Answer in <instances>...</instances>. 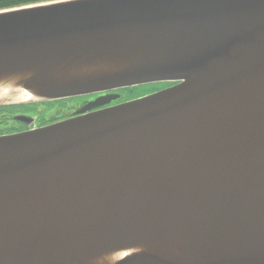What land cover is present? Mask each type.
Returning <instances> with one entry per match:
<instances>
[{
	"label": "water",
	"instance_id": "95a60500",
	"mask_svg": "<svg viewBox=\"0 0 264 264\" xmlns=\"http://www.w3.org/2000/svg\"><path fill=\"white\" fill-rule=\"evenodd\" d=\"M15 74L33 98L0 108L171 86L0 135V264L175 242L186 258L116 264H264V0L1 10L0 77Z\"/></svg>",
	"mask_w": 264,
	"mask_h": 264
},
{
	"label": "bare ground",
	"instance_id": "6f19581e",
	"mask_svg": "<svg viewBox=\"0 0 264 264\" xmlns=\"http://www.w3.org/2000/svg\"><path fill=\"white\" fill-rule=\"evenodd\" d=\"M87 69L84 70L86 72ZM77 73H80L81 70H74ZM83 72V73H84ZM18 74L15 75H5L0 77V100H11V101H25L31 100L33 97L25 92V90L20 85L15 86V82H11V79ZM175 243H165L156 244V245H143L133 248H127L117 251H112L108 253H104L101 255L95 256L90 260L85 261L83 264H116L119 261L125 260L127 258L135 257V256H145L146 258H154L157 261H164L165 259H173L179 258L184 259L188 256V252L177 251L175 249Z\"/></svg>",
	"mask_w": 264,
	"mask_h": 264
},
{
	"label": "rangeland",
	"instance_id": "374dc122",
	"mask_svg": "<svg viewBox=\"0 0 264 264\" xmlns=\"http://www.w3.org/2000/svg\"><path fill=\"white\" fill-rule=\"evenodd\" d=\"M164 86V85H161ZM160 89V87H157L156 85H146V86H140V87H136L133 89H127V90H121L122 93L126 95H129L131 98H140V97H144L150 94H153L155 92H157ZM85 97H81V98H73V99H67V100H63V101H57V102H50V103H44V104H37V107L39 108V111L42 113L41 116H47L48 118H54L60 121V119H64L66 118V115L74 109L75 106H78L77 104V100H81ZM30 106V105H28ZM32 108V107H30ZM30 108H23V107H11L8 108L6 107V109H4V115L5 113H8L10 115L6 116V124H1L0 125V132H4L5 130L8 129H15L17 127V123L16 121H14L12 119V115H19L22 114L24 112H28L30 111ZM35 108V107H34ZM33 109V108H32ZM33 113H35L32 110ZM34 120H36L37 118H39L36 114H29ZM38 120V119H37ZM34 125V124H33ZM4 135V134H1Z\"/></svg>",
	"mask_w": 264,
	"mask_h": 264
},
{
	"label": "flooded vegetation",
	"instance_id": "af4514ba",
	"mask_svg": "<svg viewBox=\"0 0 264 264\" xmlns=\"http://www.w3.org/2000/svg\"><path fill=\"white\" fill-rule=\"evenodd\" d=\"M169 86H171V85H168L165 88H167ZM165 88H162V89H165ZM162 89H159L158 91H160ZM102 97H104L106 99L107 98H114V97H117L118 98L119 97V99L116 100V101H113V102H111V103H109V104H107V105H105L103 107H100V109L108 108V107H112V106H116V105H119L121 103L128 102V101H131V100L135 99V98H131L129 95H126V94L124 96V94L122 93V91H112V92H107V93H102V94L87 96V97H85V98H83L81 100H77L78 101L77 102L78 106H75L74 109L71 110L66 115V118H64V119H68V118L73 117L81 109L85 108L86 106H89V104H91L95 100H97L99 98H102ZM16 107H18V106H16ZM19 107H23V108H25V107H27V108L32 107L33 108V109L30 108V111H28V112L26 111V112H24L22 114H19L21 116H28L29 117V116H31L29 114H36L37 113L38 114L37 116L38 117L40 116V117L37 118L38 120L37 119L34 120V122H33L34 125H32L31 127L26 126L24 123L16 122L17 123V127L14 129V131L12 133H8V134H14V133H19V132H24V131L31 130L33 128H41V127L48 126V125H50L52 123H56V122L59 121V120L54 119V118H48L47 116H41L42 113L39 111V108L37 107V104L36 105H30V106L24 105V106H19ZM32 110H34L35 113H33ZM19 115H12L11 117L14 120V117L19 116ZM30 118H32V117H30ZM41 118L45 119V121L43 123L38 122ZM64 119H62V120H64ZM60 121H61V119H60Z\"/></svg>",
	"mask_w": 264,
	"mask_h": 264
},
{
	"label": "trees",
	"instance_id": "16d2710c",
	"mask_svg": "<svg viewBox=\"0 0 264 264\" xmlns=\"http://www.w3.org/2000/svg\"><path fill=\"white\" fill-rule=\"evenodd\" d=\"M53 1H58V0H0V11L13 9V8H19V7H23V6L53 2ZM156 86L160 87V89H162V88H165L166 86H168V84H166L164 86H161V85H156ZM14 107H16V106H14ZM8 108H11V107H8ZM4 109H6V107L0 108V125L6 124V122H7L6 116L10 115L8 113H5V116H3L4 115ZM44 121H45V119L41 118L38 122L43 123ZM13 131H14V129H8V130H5V133L0 132V135L12 133Z\"/></svg>",
	"mask_w": 264,
	"mask_h": 264
}]
</instances>
